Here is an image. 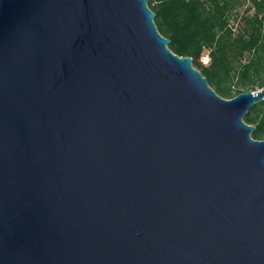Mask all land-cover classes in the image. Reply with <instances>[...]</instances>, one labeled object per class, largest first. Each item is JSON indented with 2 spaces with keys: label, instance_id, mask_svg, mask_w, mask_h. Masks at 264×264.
Wrapping results in <instances>:
<instances>
[{
  "label": "water",
  "instance_id": "95a60500",
  "mask_svg": "<svg viewBox=\"0 0 264 264\" xmlns=\"http://www.w3.org/2000/svg\"><path fill=\"white\" fill-rule=\"evenodd\" d=\"M149 0H0V264H264V87L226 99Z\"/></svg>",
  "mask_w": 264,
  "mask_h": 264
},
{
  "label": "trees",
  "instance_id": "16d2710c",
  "mask_svg": "<svg viewBox=\"0 0 264 264\" xmlns=\"http://www.w3.org/2000/svg\"><path fill=\"white\" fill-rule=\"evenodd\" d=\"M245 6L243 12L237 7ZM160 33L178 56L194 67L226 99L264 87V0H149ZM236 11V12H235ZM209 51L210 64L201 59ZM245 122L264 141V101L251 108Z\"/></svg>",
  "mask_w": 264,
  "mask_h": 264
},
{
  "label": "rangeland",
  "instance_id": "374dc122",
  "mask_svg": "<svg viewBox=\"0 0 264 264\" xmlns=\"http://www.w3.org/2000/svg\"><path fill=\"white\" fill-rule=\"evenodd\" d=\"M237 11H239V12H243L244 11V9H246V5L245 6H239V7H237ZM236 12V11H235ZM205 57H209V63H207L206 64V61H205ZM210 60H211V58H210V55H209V51L208 50H205L204 51V53H203V56H202V59L200 60L201 61V63L203 64V65H205V66H208L209 64H210ZM194 64V63H193ZM259 89H261V88H258L257 90H255V91H258Z\"/></svg>",
  "mask_w": 264,
  "mask_h": 264
},
{
  "label": "built area",
  "instance_id": "2783aa9c",
  "mask_svg": "<svg viewBox=\"0 0 264 264\" xmlns=\"http://www.w3.org/2000/svg\"><path fill=\"white\" fill-rule=\"evenodd\" d=\"M206 64L209 63V57H205Z\"/></svg>",
  "mask_w": 264,
  "mask_h": 264
}]
</instances>
